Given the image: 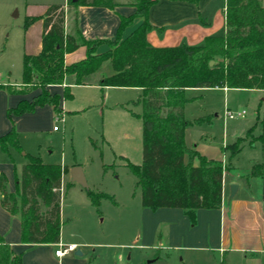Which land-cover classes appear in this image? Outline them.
Returning <instances> with one entry per match:
<instances>
[{"label": "trees", "instance_id": "1", "mask_svg": "<svg viewBox=\"0 0 264 264\" xmlns=\"http://www.w3.org/2000/svg\"><path fill=\"white\" fill-rule=\"evenodd\" d=\"M157 0H132L135 11L120 15L114 38L86 39L78 27L76 9L82 5L114 9V0H66L50 4L40 17L43 20L41 50L24 55L22 80L16 85L0 83L8 93H27L40 89L31 101L21 100L7 109L10 131L0 136V149L12 147L22 151L12 114L32 112L37 106L50 104L56 115L62 113L59 96L50 94L51 84H64L63 96L71 99V84L100 87H139L142 112V160L127 165L140 188L141 205L156 210L160 207L182 208L195 222L199 208L217 209L222 201V160L208 158L186 145L184 116L186 88L264 89V0H225V33L208 36L200 46L153 47L146 32L154 26L148 21V10ZM196 1V0H193ZM73 10L70 32L64 28L67 10ZM138 17L142 21L122 37L123 30ZM105 49H100L101 45ZM85 46V58L66 65L64 55ZM110 60L114 73L105 75L102 63ZM212 62V63H211ZM250 132V131H248ZM249 134V133H248ZM258 139L264 141L263 137ZM238 138L227 146L230 158L240 152ZM252 142V141H250ZM27 162L13 163L15 190L7 189V178L0 174V204L21 221V242L58 243L60 241L61 176L67 166L44 163L37 155L25 154ZM194 159L198 164L194 165ZM257 167V166H256ZM253 167L247 177L257 175ZM98 208L101 199L111 198L104 192L87 190ZM0 264H21V255L0 237Z\"/></svg>", "mask_w": 264, "mask_h": 264}, {"label": "crops", "instance_id": "2", "mask_svg": "<svg viewBox=\"0 0 264 264\" xmlns=\"http://www.w3.org/2000/svg\"><path fill=\"white\" fill-rule=\"evenodd\" d=\"M192 1L157 0L153 3L148 10V21L154 27L146 32L147 43L153 47L200 46L204 44L206 37L220 35L221 33L213 31L212 25L216 17L220 16L221 13L225 30V0H198L197 3ZM50 4H66V0H4V55H7L8 58H14L22 64L24 55H36L39 53L42 46L43 20L38 18L27 27L25 26V21L30 17L42 16ZM134 11L135 8L130 5H118L114 9L95 5L78 6L76 9L78 27L86 39L114 38L120 23V15L128 16ZM72 17L73 10H67L64 24L66 32H70L71 30ZM141 21L142 17H138L126 29H133ZM124 34L122 33V37ZM105 47L103 44L100 46V49H105ZM85 56V46H79L74 51L64 55V62L66 65H69L85 58ZM102 72L107 76L114 73L110 60H105L102 63ZM21 80L22 78L19 81L10 83L19 86ZM6 82L9 83V80L7 79L5 82L0 83L5 84ZM68 82H71L69 77L64 84H51L47 86V89L51 92L61 95L60 107L62 114L78 112L90 106V103H85V99H79L77 102H73V107H70L71 109H67L68 103L74 98L73 93L79 90H101L102 96H104L103 91L107 95V91L112 88H132L139 91L138 99L142 93V89L139 87H100L96 84H71L72 99L69 101L63 96L64 85ZM208 89H219L224 91L225 95L229 90L227 87H199L186 88L184 90V96L188 98V101L184 105L185 118L191 122L200 119L199 122H194L185 127L184 138L189 148L198 151L208 158L222 160L224 171L221 206L217 209H197L195 211L197 225H193L195 222L190 225V218L182 208L160 207L152 211L147 207H143L141 205L139 188L140 208L138 214L140 233L138 238L141 240L140 247L142 249L156 250L157 246H163L166 250L177 252L182 250L187 252L205 251L208 249V244L213 242L214 245L210 248L218 252L221 264H264V248L259 247L258 241L255 247L241 245L248 238V232L245 227H251L253 224L260 222L264 223V163L260 164L256 162V164H260L256 168L258 174L245 177L252 168L244 173H234L231 163L232 158L230 156L228 158L221 156L220 158L214 152V147L210 146V139L212 137L209 131L211 129L210 126L219 118V106L215 101L207 103L205 101L199 102L204 99L203 93ZM243 90L258 92V89ZM39 91L40 89L37 88L35 92ZM24 97L30 98V95L9 94L6 90H0V136L10 131L12 127V123L6 115L7 109L15 107ZM224 99L225 105L226 98L224 97ZM225 108H222L224 125L225 122L232 119L225 116ZM53 115L52 107L46 104L43 107H36L33 112L12 116L23 150L17 151L10 147L7 153L0 149V174L4 173L6 175L8 191L12 192L15 190L11 168L13 166L12 160L20 166L27 162L25 154L28 153L32 155L38 154L37 156L42 157V160L46 163L58 164L44 159L43 153L40 151V145L38 144L39 139L37 138L40 132L39 126L41 120H52ZM193 162L194 165L198 164L197 159H194ZM60 165L68 167V170L61 176V197L64 183L71 180L73 191L80 197V201L76 203V207L85 209L91 214L92 209H95L94 206L88 195L85 192H81L79 188H76L78 187L77 185H83L73 180L70 173L72 167L81 166L86 180V185L83 187H87L88 180L86 179L83 165L76 161L69 166L61 163ZM103 200L101 199L100 203ZM116 207L118 209V205ZM0 237L15 252L21 250L25 245H36L35 243L21 242V221L19 216L10 214L1 204ZM81 237L79 233H71L70 236H65L60 227V241L58 243H40L37 245L54 247L55 254V249L60 245L75 244L77 246L76 250H80L81 252L78 255L74 251L75 254L82 256L84 254L82 247L99 244L96 243L97 241L94 243L82 240ZM157 254V251L152 252L148 258L156 260L157 257L155 256ZM64 256L56 257L60 260ZM119 257L124 259V256L121 254H119ZM88 260L91 262L92 259L88 257ZM152 261L149 260V262ZM122 264H128V262H123Z\"/></svg>", "mask_w": 264, "mask_h": 264}, {"label": "rangeland", "instance_id": "3", "mask_svg": "<svg viewBox=\"0 0 264 264\" xmlns=\"http://www.w3.org/2000/svg\"><path fill=\"white\" fill-rule=\"evenodd\" d=\"M131 1L114 0L115 6L128 5ZM212 26L216 33H225L221 13ZM126 30L125 28L123 31L124 36L130 31ZM21 71V62L4 55V0H0V82L8 79L9 83L5 84L16 85L10 82L19 81ZM35 91L36 89L27 93L9 94L30 95V98L24 97L21 100L31 101L40 92ZM49 92L59 96L60 106L61 95ZM103 93L104 96L101 90H79L73 93L74 98H71L67 109H71L73 102L79 99H85V103H90V106L78 112L63 113L62 118L53 111L52 120H41L37 135L45 160L68 166L76 161L83 165L88 180L87 187L77 185L76 188L86 194L90 189L111 196L104 199L98 208L93 205L95 209L90 214L85 209L76 207L80 197L73 191L71 180L66 181L62 188L60 227L63 233L65 236L79 233L82 240L94 243L97 241L99 244L82 247V256L70 252L60 260L54 254V247L25 245L18 252L14 251L21 255V264H221L218 252L210 248L214 245L213 242L208 244L205 251L177 252L166 250L163 246H157L156 250L140 247L139 187L127 163L140 164L142 160V120L138 116L142 112V103L138 100L139 91L136 89L112 88L107 91V95L105 91ZM203 94L204 99L199 102L215 101L219 106V118L210 126L211 129L208 127L212 137L210 146L214 147V152L220 158H228L230 150L227 146L238 138H243L239 154L231 159L233 172L244 173L250 168H258V165L264 163V141L258 139L264 138V90L258 89L257 92L229 88L225 95L219 89H208ZM224 107L233 112L244 110L245 114L229 119L224 125ZM13 115L16 114L11 116ZM11 168L15 186L14 167ZM257 188L258 186L256 190ZM192 224L190 220V225ZM193 225H197L196 220ZM245 229L248 238L241 245L255 247L258 241L259 247L264 248V223L253 224ZM156 251V260L148 258L150 253ZM88 257L92 259L91 262Z\"/></svg>", "mask_w": 264, "mask_h": 264}, {"label": "built area", "instance_id": "4", "mask_svg": "<svg viewBox=\"0 0 264 264\" xmlns=\"http://www.w3.org/2000/svg\"><path fill=\"white\" fill-rule=\"evenodd\" d=\"M224 114L228 118H233L235 116L242 117L245 114V111L244 110H238L236 112H233L230 109H226ZM57 116H59L60 118L63 117L62 113H60ZM76 249H77V246L75 244L60 245L57 249H55V255L58 257H62L69 252L76 251Z\"/></svg>", "mask_w": 264, "mask_h": 264}, {"label": "water", "instance_id": "5", "mask_svg": "<svg viewBox=\"0 0 264 264\" xmlns=\"http://www.w3.org/2000/svg\"><path fill=\"white\" fill-rule=\"evenodd\" d=\"M70 173H71L73 180L77 181L78 183L82 184L83 186L86 185V180H85L81 166L72 167L70 169ZM80 253H81L80 250H76V254L80 255Z\"/></svg>", "mask_w": 264, "mask_h": 264}]
</instances>
